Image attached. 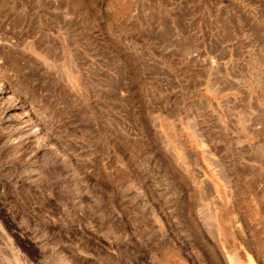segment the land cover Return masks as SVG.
Instances as JSON below:
<instances>
[{
  "label": "rangeland",
  "instance_id": "rangeland-1",
  "mask_svg": "<svg viewBox=\"0 0 264 264\" xmlns=\"http://www.w3.org/2000/svg\"><path fill=\"white\" fill-rule=\"evenodd\" d=\"M239 1L0 0V264H264V130L210 128Z\"/></svg>",
  "mask_w": 264,
  "mask_h": 264
},
{
  "label": "crops",
  "instance_id": "crops-1",
  "mask_svg": "<svg viewBox=\"0 0 264 264\" xmlns=\"http://www.w3.org/2000/svg\"><path fill=\"white\" fill-rule=\"evenodd\" d=\"M237 9L231 8L228 3L222 7L226 9L227 14L237 15L243 17L248 13V7L253 3L251 0H241L238 2ZM261 5V3H256ZM244 39V38H243ZM257 38L253 34L246 38V46L238 49H233L227 55H261L264 49L257 46L254 41ZM245 44V43H244ZM240 59V57L238 58ZM241 63L226 64V74H224V81L226 83L222 92H226L225 98L227 101V113L230 116L228 122H222V125L210 126L212 130H264V89L256 90L253 86L257 82L261 67L264 66L258 59L248 60L241 58ZM247 60V61H246ZM197 77L205 80V73L197 72ZM261 85H264L262 82ZM224 98V100H225ZM223 100V101H224ZM234 100V101H233ZM212 108L216 111L218 109L212 101ZM262 109V110H261ZM254 118H262L263 122L255 125L252 120ZM238 120L237 126H232L231 120ZM209 130V129H207Z\"/></svg>",
  "mask_w": 264,
  "mask_h": 264
},
{
  "label": "bare ground",
  "instance_id": "bare-ground-1",
  "mask_svg": "<svg viewBox=\"0 0 264 264\" xmlns=\"http://www.w3.org/2000/svg\"><path fill=\"white\" fill-rule=\"evenodd\" d=\"M230 259L233 260V257H231ZM252 263H253V261H252ZM28 264H29V263H28ZM253 264H254V263H253Z\"/></svg>",
  "mask_w": 264,
  "mask_h": 264
}]
</instances>
